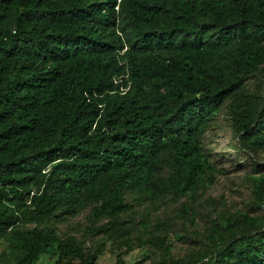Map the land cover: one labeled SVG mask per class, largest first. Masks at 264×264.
Masks as SVG:
<instances>
[{
    "label": "trees",
    "instance_id": "trees-1",
    "mask_svg": "<svg viewBox=\"0 0 264 264\" xmlns=\"http://www.w3.org/2000/svg\"><path fill=\"white\" fill-rule=\"evenodd\" d=\"M224 106L243 207L205 197L228 174L205 146ZM263 151L264 0H0V240L16 264L53 245L54 264H98L106 243L152 264H264ZM79 215L80 238H61Z\"/></svg>",
    "mask_w": 264,
    "mask_h": 264
},
{
    "label": "rangeland",
    "instance_id": "rangeland-1",
    "mask_svg": "<svg viewBox=\"0 0 264 264\" xmlns=\"http://www.w3.org/2000/svg\"><path fill=\"white\" fill-rule=\"evenodd\" d=\"M251 86L254 85V80L250 79ZM210 115L213 117L205 136V146L211 153L210 156L228 171L226 176L210 187L205 193V197L218 198L225 197L227 207H243L248 201L249 190L242 182L243 176L248 171V159L240 157V151L237 149L236 138L229 124L227 108L221 107L217 110H212ZM261 165H264V151L258 157ZM250 162V161H249ZM179 207V202L172 203L168 208L163 210L158 217H171L175 215L176 208ZM263 216V213H262ZM82 215H79L69 222L57 224L59 236L65 238L74 236L80 238V233L77 230V223L81 220ZM264 223V217L261 218L260 224ZM100 241L99 238H90L86 240L87 246H92ZM192 243H177L173 249L175 258L182 259L186 254L192 251ZM126 247L119 244L111 246V243H106L103 252L99 256L98 264H114L116 255ZM122 258L125 264H152L151 262H143L138 253L137 248H131L129 251H122ZM57 259V251L55 245L40 255L35 264H54ZM0 264H16V257L12 254L3 240H0Z\"/></svg>",
    "mask_w": 264,
    "mask_h": 264
},
{
    "label": "built area",
    "instance_id": "built-area-1",
    "mask_svg": "<svg viewBox=\"0 0 264 264\" xmlns=\"http://www.w3.org/2000/svg\"><path fill=\"white\" fill-rule=\"evenodd\" d=\"M115 8H117V6Z\"/></svg>",
    "mask_w": 264,
    "mask_h": 264
}]
</instances>
